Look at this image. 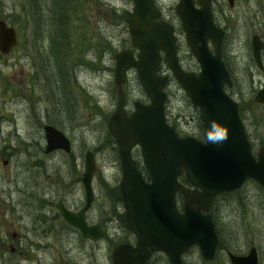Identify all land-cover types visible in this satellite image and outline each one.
<instances>
[{
  "label": "rangeland",
  "instance_id": "rangeland-1",
  "mask_svg": "<svg viewBox=\"0 0 264 264\" xmlns=\"http://www.w3.org/2000/svg\"><path fill=\"white\" fill-rule=\"evenodd\" d=\"M159 1L166 14L177 17L179 0ZM133 8V0H0V20L19 30L18 45L9 54L0 52V150L6 151L5 159L22 163L27 175L36 176L34 162L46 161L42 170L57 177V197L53 200L73 210L85 204V155L87 151L95 153L96 199L88 220L92 224L103 222L106 232L101 240H87L53 208L44 225L53 231L39 237L33 228L40 211L32 207L23 211L17 204L7 217L0 212V235L4 225L10 232H21L18 243L24 255L5 256L0 264H112L115 245L136 243L120 193L118 143L108 128L118 104L116 55L123 49H134L129 30ZM217 8L220 22L227 26L222 50L233 79L228 92L240 107L249 138L264 145V103L255 101L257 91L264 86V75L251 51L252 35H264V0H238L234 7L228 0H217ZM176 24L182 65L199 72L200 64L179 17ZM164 67L163 73L172 76L166 89L169 121L179 126L181 135L203 136L204 123L197 118L181 84ZM124 92L128 112L133 111L136 101L150 102L135 70L130 71ZM47 124L72 140L70 152L57 149L45 153ZM133 157L143 161L138 148ZM2 161L0 158V190L12 188L15 182L22 189H32L29 185L34 183L27 175L19 176L16 165L10 162L6 168ZM23 197L16 194L13 199L19 202ZM183 202L179 197L180 209ZM211 213L218 236L214 258L206 260L199 246L192 247L183 255L185 264H233L229 252L245 255L252 247L258 250L259 264H264L263 185L248 179L240 189L218 195ZM148 264L171 263L166 254L157 252Z\"/></svg>",
  "mask_w": 264,
  "mask_h": 264
},
{
  "label": "water",
  "instance_id": "water-1",
  "mask_svg": "<svg viewBox=\"0 0 264 264\" xmlns=\"http://www.w3.org/2000/svg\"><path fill=\"white\" fill-rule=\"evenodd\" d=\"M134 2L129 29L139 54L124 49L116 55L118 105L109 118V130L117 140L123 165L121 190L129 228L138 240L136 245L129 242L116 245L112 264H147L158 251L166 253L171 264H184L183 253L195 244L200 246L204 258L211 260L218 242L209 213L213 198L218 193L238 189L248 178L264 185V147L257 157L253 154L238 105L224 89L232 81L221 56L224 30L213 21L211 0H198L201 8L196 7L194 0H180L177 6L187 41L202 67L199 75L182 67L173 27L156 20L160 13L154 0ZM209 39L215 52L209 49ZM17 43L16 28L0 20V51L8 54ZM252 45L261 68L262 42L258 35L253 36ZM161 51L209 129L206 142L190 136L178 137L175 128L166 121L165 87L169 77L159 74ZM131 69L137 71L151 102H136L134 112L128 114L123 84ZM255 100L264 103V88ZM224 130L228 133L226 140H210V136ZM45 133L47 153L60 148L71 151V141L62 131L47 125ZM136 146L141 148L150 182L137 169L132 156ZM96 169L95 154L87 151L83 178L85 206L72 212L62 203L59 205L64 219L79 228L85 238L93 240L104 234L100 226L89 225L85 219L95 198L92 180ZM183 171L188 185L179 179ZM179 192L185 198L183 212L177 206ZM229 257L233 264H259L256 247L246 256L230 252Z\"/></svg>",
  "mask_w": 264,
  "mask_h": 264
},
{
  "label": "flooded vegetation",
  "instance_id": "flooded-vegetation-1",
  "mask_svg": "<svg viewBox=\"0 0 264 264\" xmlns=\"http://www.w3.org/2000/svg\"><path fill=\"white\" fill-rule=\"evenodd\" d=\"M154 2H155V5L158 7L159 13H160L158 21H167V22L173 24V26L175 27V31L177 33V38H178V50H179L180 49L179 33H178V27H177L178 25L176 24V19H177V17H179L178 13H177L176 18L174 16H170L168 13L166 14L164 7L162 6V4L159 0H154ZM211 2H212V13H213L214 21H215L217 26L222 27L226 32L227 26L224 23L220 22L222 19H221L220 15L218 14L217 0H211ZM228 2H229L231 7H234L236 5V3L238 2V0H232V1L228 0ZM196 5L198 8L201 7V5L198 3V0H196ZM221 15H222L223 19H225L224 14L221 13ZM181 24H182V21H181ZM182 28H183V24H182ZM225 35H226V33H225ZM258 35L260 36L261 41L263 42V46L261 49L262 67L259 70L264 75V35H261V34H258ZM208 46H209V49L211 51L215 52V49H213V47H212V39L208 40ZM251 51H252V55H253L252 43H251ZM222 57L225 61V64L227 65L223 50H222ZM254 60H255V58H254ZM180 61H181V59H180ZM181 63H182V61H181ZM196 114H197V112H196ZM240 115H241V113H240ZM197 116H198V114H197ZM197 118H199V116ZM243 122H244V120H243ZM202 123H203V121H202ZM204 126H205L206 130H205L203 136H199L196 134H188V135L195 136L198 139L204 141L206 132L208 131L206 124H204ZM178 128H179V126H178ZM179 136H186V135H179ZM250 138H251V136H250ZM254 142H255L254 144L257 145L258 148H261V146H263V145L257 144V142L255 140H254ZM5 154H6V151H4V148L1 149L0 150V158L3 160L2 161L3 166L7 168L10 166V162H12L14 165H16V170L18 171V175L25 178L27 174L23 173V171H24L23 164L19 163V162H15V161H10L9 159H5L6 158ZM44 162H46V161L34 162L35 170L37 168V170L34 171V172H36V176L27 175L29 177V182L32 181L34 183L32 185H29V186H32V189H22L20 184L18 182H15V185L12 188L9 186V188H3L0 190V212L6 213V217L8 216V213L10 211H12L16 208L15 206L17 204L22 206L23 211H25V209L31 208V207L33 208V210H39L40 211V213L37 214L35 217L36 224H35V227L33 228L36 231L37 236H39V237L42 235H46L48 233H51L53 231L52 228L44 227V225H45V223H47L49 221L48 217L52 216L53 208L54 209L56 208L59 210L60 203H62L63 206H65L68 210H70L72 212L80 211L82 209V207L85 205L84 204L82 207L73 210L69 206L65 205L62 201H54L53 200L54 197H57V177L53 178L50 171L42 170V167L45 165ZM136 162H137V168L143 173L145 178H147V180L150 181L151 177H150L148 170H147L146 166L144 165L143 161H136ZM25 165H26V163H25ZM72 165H73V163L69 164L70 167H72ZM120 165H121V161H120ZM120 165H118V167H120ZM84 167H85V162H84ZM121 168H122V166H121ZM48 169H50V168H48ZM54 170H55L54 173L56 174L58 170L56 168ZM97 170H98V167H97ZM43 173L46 175L45 178L43 177ZM4 176L5 177H3V179L5 180L7 175H4ZM1 182H2V180H0V184H1ZM82 182H83V175H82ZM29 186H27V188H29ZM16 194H20V195L24 196L25 199L23 197L22 201L15 202L13 197ZM85 201H86V199H85ZM93 205H94V203H93ZM90 209L85 213V219L87 220V223L89 225L102 226L103 229L105 230V227H104L105 224L103 222L99 221V223H97V224H92L88 220V215H89ZM59 212H60V210H59ZM60 214H61V212H60ZM61 216L64 219L62 214H61ZM65 222L70 227L78 230V232L81 233V231L79 229L70 225L66 220H65ZM3 228H4V234L0 235V253H1L0 258H4L5 256H13V255H19V256L24 255L23 249L20 248L21 244L18 243V240L22 237V233L21 232L19 233L17 231L16 232H10L6 225H4ZM81 235L83 238H85L82 233H81ZM87 240H90V239L87 238ZM38 243L43 244L40 242H38ZM44 245H45V243H44Z\"/></svg>",
  "mask_w": 264,
  "mask_h": 264
},
{
  "label": "clouds",
  "instance_id": "clouds-1",
  "mask_svg": "<svg viewBox=\"0 0 264 264\" xmlns=\"http://www.w3.org/2000/svg\"><path fill=\"white\" fill-rule=\"evenodd\" d=\"M227 135H228V133L226 130L219 131L216 136H210V140H212L213 142H217V141L222 142V141L226 140Z\"/></svg>",
  "mask_w": 264,
  "mask_h": 264
},
{
  "label": "trees",
  "instance_id": "trees-1",
  "mask_svg": "<svg viewBox=\"0 0 264 264\" xmlns=\"http://www.w3.org/2000/svg\"><path fill=\"white\" fill-rule=\"evenodd\" d=\"M185 179V178H184ZM121 193V192H120ZM181 198L183 199V197L181 196Z\"/></svg>",
  "mask_w": 264,
  "mask_h": 264
}]
</instances>
